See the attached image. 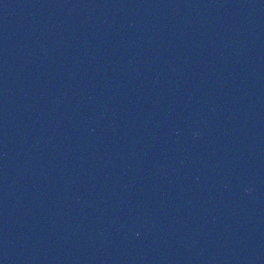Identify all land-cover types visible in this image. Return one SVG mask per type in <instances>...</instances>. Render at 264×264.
Returning a JSON list of instances; mask_svg holds the SVG:
<instances>
[{
    "label": "water",
    "instance_id": "water-1",
    "mask_svg": "<svg viewBox=\"0 0 264 264\" xmlns=\"http://www.w3.org/2000/svg\"><path fill=\"white\" fill-rule=\"evenodd\" d=\"M264 263V0H0V264Z\"/></svg>",
    "mask_w": 264,
    "mask_h": 264
}]
</instances>
